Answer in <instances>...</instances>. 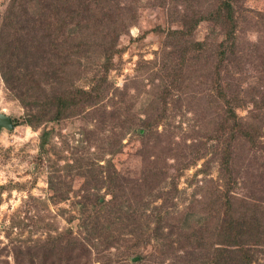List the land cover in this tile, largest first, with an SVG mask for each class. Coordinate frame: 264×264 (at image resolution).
Here are the masks:
<instances>
[{
    "label": "rangeland",
    "instance_id": "rangeland-1",
    "mask_svg": "<svg viewBox=\"0 0 264 264\" xmlns=\"http://www.w3.org/2000/svg\"><path fill=\"white\" fill-rule=\"evenodd\" d=\"M58 1L0 0V264H66L70 234L91 264H202L222 196L264 209V0ZM66 88L92 95L48 122Z\"/></svg>",
    "mask_w": 264,
    "mask_h": 264
},
{
    "label": "trees",
    "instance_id": "trees-1",
    "mask_svg": "<svg viewBox=\"0 0 264 264\" xmlns=\"http://www.w3.org/2000/svg\"><path fill=\"white\" fill-rule=\"evenodd\" d=\"M70 1V0H69ZM61 3V0L58 1ZM64 2H68V0H64ZM63 2V3H64ZM228 3V2H226ZM225 10L227 11V16L229 15V6H225ZM74 14V16H73ZM68 16L71 19L72 17L76 19L80 18L79 12H74L73 10H69L68 3ZM72 20V19H71ZM73 23V21H71ZM62 26V23L60 24ZM74 28H85V25L81 23V20H77L75 24H73ZM228 37L226 38V40ZM228 41V40H227ZM6 83L10 84V78L4 79ZM16 83V82H15ZM14 88V87H13ZM12 89V88H11ZM14 90V89H12ZM91 91H84L81 89H77L75 93L69 92V89H63L61 93L56 96H52L53 100L48 102L49 99L45 102L46 109L52 108V114L47 118L48 122L53 120H59L62 117L66 116L69 113L70 109H73L74 106H77L79 102L83 103L85 99L91 98ZM264 102V96L262 95V99ZM228 103V101H227ZM25 108H28L31 105L35 108L38 107L37 102L25 104L22 102ZM229 106V104H227ZM256 107V105H254ZM262 109V104L258 105ZM259 107V108H260ZM30 110V108H29ZM227 112L230 114H234L230 107H227ZM32 115V114H29ZM14 125L16 124V120L13 121ZM24 123L31 125L32 120L27 118L24 120ZM252 125L251 123H245L244 125L234 122L229 127H220L217 132L220 134H226V140H228V146L232 148L233 141L238 135L251 138V134L249 131L245 130L246 128L249 130ZM227 130V132H225ZM249 136V137H248ZM228 147V148H229ZM225 159V158H224ZM224 167L228 165L225 160H223ZM229 196H222L223 201V209L221 211V218L219 221V225L217 226L216 233H210L207 231V225H200L199 231L193 233H189L188 239H193L194 247L198 250L203 249V244L206 243V240L210 239V235H214L216 239V243H214V248H212L211 254L206 253L202 258V264H251L254 256V247L261 245L264 243V209L261 211L259 209H252L251 212H245L247 209L243 205H239V207H233V202L228 198ZM116 196L111 197L110 200L106 201L103 206H113ZM238 206V205H237ZM114 207V206H113ZM234 209H238V212H231ZM120 210V209H119ZM110 212V211H107ZM134 225V224H133ZM131 226L129 229V234L132 236L134 233V226ZM173 226H171L172 228ZM162 226L157 225L155 229L152 230L153 237L160 239L161 241L166 240L169 234H163L160 231ZM215 228V227H214ZM177 230L181 232V228L177 227ZM193 233V234H192ZM103 233L98 234L101 236ZM198 234V235H197ZM99 236V238H100ZM70 239L66 241H62L60 245L56 246V242L48 241L47 245H51L48 252L50 254H54L55 249L58 247L63 251L64 256L60 257L64 261H59L58 263L65 262L66 264H91L92 257L90 251L87 249V245L85 247L84 243H80L76 237H72L70 234ZM105 237V236H104ZM100 238V239H101ZM52 240V239H51ZM84 241V240H82ZM56 246V247H55ZM231 247V248H230ZM253 247V248H252ZM57 255L61 256L63 254L57 253ZM50 257H45L44 262L41 264H54L55 262H47V259ZM138 258L140 256L138 254ZM121 259V258H120Z\"/></svg>",
    "mask_w": 264,
    "mask_h": 264
},
{
    "label": "water",
    "instance_id": "water-1",
    "mask_svg": "<svg viewBox=\"0 0 264 264\" xmlns=\"http://www.w3.org/2000/svg\"><path fill=\"white\" fill-rule=\"evenodd\" d=\"M1 127L7 128V129L11 128L10 120L7 117L2 116V115H0V128Z\"/></svg>",
    "mask_w": 264,
    "mask_h": 264
}]
</instances>
